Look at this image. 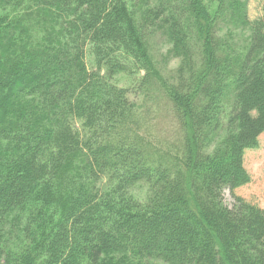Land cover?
I'll list each match as a JSON object with an SVG mask.
<instances>
[{"label": "trees", "instance_id": "16d2710c", "mask_svg": "<svg viewBox=\"0 0 264 264\" xmlns=\"http://www.w3.org/2000/svg\"><path fill=\"white\" fill-rule=\"evenodd\" d=\"M211 1L0 0V264H264V210L223 203L264 134V11ZM156 78L157 157L132 100Z\"/></svg>", "mask_w": 264, "mask_h": 264}, {"label": "rangeland", "instance_id": "374dc122", "mask_svg": "<svg viewBox=\"0 0 264 264\" xmlns=\"http://www.w3.org/2000/svg\"><path fill=\"white\" fill-rule=\"evenodd\" d=\"M210 10H215L217 4L211 0H203ZM248 16L250 20H256L263 15L264 0H249L247 5ZM238 33H235V36ZM239 35V34H238ZM234 38L232 44L242 46L243 40ZM231 43V39L228 40ZM170 45L160 38L155 37L151 42L150 53L154 60L156 70L162 79L168 81L174 78L176 69L180 62L176 59H166L165 54ZM90 61V60H89ZM151 82V85L144 87L139 92L138 98L132 99L138 102L137 105L146 117V132L149 138V152L151 155L158 156V148H163L166 152H175L180 144L178 128L174 120L173 112L169 106L158 78ZM114 84L119 87L128 88L138 84L129 77H116ZM133 98V97H132ZM244 166L250 176V183L231 193L229 190L223 192V203L225 207L233 209L238 205L239 200L242 203H248L264 210V134L258 139L255 148L249 149L244 155ZM144 191H138L143 196Z\"/></svg>", "mask_w": 264, "mask_h": 264}]
</instances>
